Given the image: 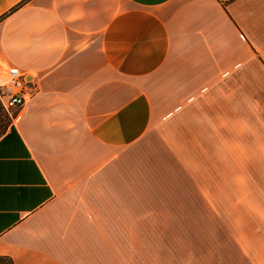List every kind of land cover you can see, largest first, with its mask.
I'll list each match as a JSON object with an SVG mask.
<instances>
[{"label": "crops", "instance_id": "1", "mask_svg": "<svg viewBox=\"0 0 264 264\" xmlns=\"http://www.w3.org/2000/svg\"><path fill=\"white\" fill-rule=\"evenodd\" d=\"M9 66L34 93L16 117L0 105V256L177 264V226L144 219L184 172L218 216L232 200L234 241L264 264V0H0Z\"/></svg>", "mask_w": 264, "mask_h": 264}, {"label": "rangeland", "instance_id": "2", "mask_svg": "<svg viewBox=\"0 0 264 264\" xmlns=\"http://www.w3.org/2000/svg\"><path fill=\"white\" fill-rule=\"evenodd\" d=\"M259 96L264 101V88L259 91ZM181 162L188 163L189 159L182 158ZM183 174L184 172H181L176 175L179 181L178 188H180L179 198L159 200L165 204L167 213L144 219L147 222L158 221L177 226V230L167 228L162 231L163 240L167 244L163 249L168 254L179 258L177 264H249L245 253L234 241L232 200L227 199L226 214L218 216L217 198L210 197L209 204L205 200L202 206V202L199 203L200 199L186 197L191 195L192 191H188L186 187L189 184H181L180 179ZM209 185L211 196L216 195V192H213L216 184ZM134 210L137 208L134 207ZM0 264L9 263L7 260H2Z\"/></svg>", "mask_w": 264, "mask_h": 264}, {"label": "built area", "instance_id": "3", "mask_svg": "<svg viewBox=\"0 0 264 264\" xmlns=\"http://www.w3.org/2000/svg\"><path fill=\"white\" fill-rule=\"evenodd\" d=\"M2 68L4 71L0 72V105L9 116L16 117L33 96L31 77L16 66Z\"/></svg>", "mask_w": 264, "mask_h": 264}, {"label": "trees", "instance_id": "4", "mask_svg": "<svg viewBox=\"0 0 264 264\" xmlns=\"http://www.w3.org/2000/svg\"><path fill=\"white\" fill-rule=\"evenodd\" d=\"M2 260H7L9 264H13L12 260L7 257L0 256V263L2 262Z\"/></svg>", "mask_w": 264, "mask_h": 264}]
</instances>
